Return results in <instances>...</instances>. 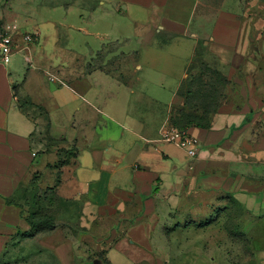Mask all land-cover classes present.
<instances>
[{
    "label": "crops",
    "instance_id": "0c3cea01",
    "mask_svg": "<svg viewBox=\"0 0 264 264\" xmlns=\"http://www.w3.org/2000/svg\"><path fill=\"white\" fill-rule=\"evenodd\" d=\"M126 1L153 10L165 7L168 0ZM226 1L200 2L203 18L213 20L214 26L195 34L207 39L210 52L230 67L228 76L234 84L227 89V99L213 115L210 128H189L201 141L198 155L190 158L180 146L163 138L173 109L184 107L178 91L190 58L173 73L169 90L160 81L154 88H134L145 75L144 66L151 69L158 61L143 56L156 53L146 39L130 50H123L119 40L111 41L120 45L124 58L137 62L138 78L132 82L102 67L77 76L71 75L73 69L60 73L57 68V73L47 74L41 55L43 28L34 17L39 8L23 14L15 11L14 0H0V27L16 23L21 32L40 37L39 44L30 46V56L17 49L9 64L0 60V263L10 241L19 242L29 229L23 209L7 199L53 168L57 176H63L57 193L71 201L77 216L72 220L64 210L66 220L89 226L118 225L107 227L98 238L97 250H103L105 264H176L177 258L187 254L204 257V264H217V249L205 253L196 247L227 239L222 225L231 207L224 203V196L236 200L252 218L250 223L261 229L256 233L254 226L244 228L248 240L253 232L263 240L257 247L235 249L239 260L234 264H264V24L247 14L243 0L236 7H227ZM157 27L176 35L185 31L175 21L159 22ZM17 39L22 42L21 35ZM56 44L60 45L58 38ZM21 56L27 62L23 74L21 65L12 63ZM25 100L31 105L24 109ZM49 136L65 142L48 149ZM72 147L77 148L76 156L58 167L59 151ZM192 193L200 198H191ZM162 213L169 219V225L161 229L167 243L156 247V223L162 221ZM42 242L63 264H71L73 241L58 243L53 233Z\"/></svg>",
    "mask_w": 264,
    "mask_h": 264
},
{
    "label": "rangeland",
    "instance_id": "374dc122",
    "mask_svg": "<svg viewBox=\"0 0 264 264\" xmlns=\"http://www.w3.org/2000/svg\"><path fill=\"white\" fill-rule=\"evenodd\" d=\"M14 1L17 7L15 11H20L23 14L26 13L27 9L30 12L37 11L39 8L34 17L43 28L41 42L45 47L43 46L41 55L42 61L46 64L47 74H50L49 71L57 73L56 69L58 68L61 69L60 73L65 69H73L71 75L77 76V73L94 71L95 68L102 67L113 76L117 75L125 82H132L138 78L137 62L124 58L120 51L139 48L140 42L146 39L151 41L156 53L150 56L143 54V56L154 57L158 61L153 66L154 69H147L148 65L144 66V79L139 81V85H136L135 89L138 90L144 86L154 88V85L156 86V83L160 81L168 85L169 90L171 78L174 77L173 73L185 66L186 58L190 59L188 62L185 61L187 65L186 76L180 86V91H182L183 86L186 90L188 89L186 86L190 87L191 85L192 91H202L206 95L207 103H211L220 99L222 86L226 82L225 79H231V83L234 84V78L228 76L230 67L221 64L210 52L207 47V39L198 38L195 34L209 32L214 26L213 20L203 18L201 12L203 8L200 3L202 0H168L165 7L153 10H145L126 0H94L95 5L92 0ZM241 2L244 8H248L247 14L250 17L262 19L264 24V0H243ZM236 3L239 1L229 0L226 1V6L236 7ZM32 5L33 7H31ZM92 6L95 7L93 10H91ZM125 6L128 7L125 8ZM164 21L178 22L185 26V31L178 35L167 33L157 27L159 22L163 24ZM262 32L264 35V26ZM22 33L32 32L25 31ZM256 36L258 37V35ZM57 38L60 45L56 44ZM39 39L38 35L35 42L30 46L32 47L34 43L39 44ZM118 40L121 42L123 50L119 47L120 45L111 42ZM104 45L102 54L96 55ZM144 49L148 50V48ZM92 57L94 58L91 59ZM82 59L86 60V63ZM12 63L21 65L22 74L26 72L25 64L27 62L23 56L14 58ZM236 74L240 73L237 71ZM162 79L163 81H161ZM171 94V92L168 93L169 97ZM58 143H61L59 139L51 142V145ZM61 155L62 159H71L68 152H63ZM40 165L42 166V162ZM56 174L57 170L50 168L46 172L38 174L30 183L23 184L19 193V201L25 205L26 214L29 211L34 213L36 217L44 214L53 215L56 219L57 230L44 231L30 239L21 238L15 244L10 241L0 264H63L56 252L42 242L46 236L53 233L56 235L58 243L74 242L71 264H94L96 260L98 264L106 263L103 250H97L100 243L98 238L105 235L104 229L107 227L116 228L118 225L97 223L89 226L87 224H72L70 220H66V217L62 215L64 210L69 211L68 214L72 220H76L77 216L74 214V209L71 210V201L58 195ZM62 178L63 176L61 181ZM193 194H190L191 198H200V196ZM222 199L231 207L228 209V219L222 225L223 232L228 233L227 239L225 237L216 241L209 240L207 243H203L201 247L197 246L196 250L200 249L201 252L211 253L217 249L219 252L217 264H234V261L239 260L235 256L237 249L240 251L252 246L257 247L263 243L260 235H255L254 232L253 235H250L252 240L249 241L247 235L243 233V229L254 226L256 233L261 232V229H256L259 226L250 223L253 222L252 218L236 200L228 196H224ZM168 211L167 208L164 210L166 216ZM164 213H162V221L159 220L156 223V247H165L167 243L163 237V232H161L164 226L169 225V219L165 218ZM238 220L248 221V223H238ZM89 230L92 234L88 233ZM92 235L96 239L90 237ZM195 242L201 243H198L197 240ZM175 262L176 264H204V257L187 254L184 257L180 256Z\"/></svg>",
    "mask_w": 264,
    "mask_h": 264
},
{
    "label": "trees",
    "instance_id": "16d2710c",
    "mask_svg": "<svg viewBox=\"0 0 264 264\" xmlns=\"http://www.w3.org/2000/svg\"><path fill=\"white\" fill-rule=\"evenodd\" d=\"M226 82L223 84L221 89L220 99L216 102L207 103L205 100L206 95L203 94L202 91H192L191 85L186 86L188 89H184L183 86L182 91L179 89V94L184 98V107L178 110L173 109L171 117H170V125L176 127L183 131H188L191 126H197L202 128H210L212 125L213 115L217 112L219 106L227 99L228 93L227 89L231 86L230 79H225ZM182 85V84H181ZM196 101V102H194ZM31 103L27 100L22 103L23 108H27ZM214 107L212 108V106ZM58 140L51 136L48 137V149L51 148V142ZM60 142H65V139H59ZM68 152L71 156H76L77 148L72 147L70 149H63V151H59L60 159L58 160V167L64 166L69 163V159H62L61 153ZM61 183V174L58 173L56 179V187ZM21 187L18 188L16 193L7 199L9 203H15L19 205L24 212V218L29 225V229L26 230L23 234V238H33L41 232L54 230L57 227V223L55 218L51 214H44L42 216L36 217L34 213L26 214L25 205L19 201V193ZM27 199V198H26Z\"/></svg>",
    "mask_w": 264,
    "mask_h": 264
},
{
    "label": "built area",
    "instance_id": "2783aa9c",
    "mask_svg": "<svg viewBox=\"0 0 264 264\" xmlns=\"http://www.w3.org/2000/svg\"><path fill=\"white\" fill-rule=\"evenodd\" d=\"M21 28L16 23H4L0 27V60L6 64L11 62L12 56L17 49L26 52L30 56V44L35 42L37 33H22ZM18 35L22 36V42L18 41ZM56 78L51 76V80ZM163 138L180 146L190 158L196 157L201 148L200 139L189 131H183L172 125H168L163 130Z\"/></svg>",
    "mask_w": 264,
    "mask_h": 264
},
{
    "label": "water",
    "instance_id": "95a60500",
    "mask_svg": "<svg viewBox=\"0 0 264 264\" xmlns=\"http://www.w3.org/2000/svg\"><path fill=\"white\" fill-rule=\"evenodd\" d=\"M94 264H98V261L96 260V261L94 262Z\"/></svg>",
    "mask_w": 264,
    "mask_h": 264
}]
</instances>
